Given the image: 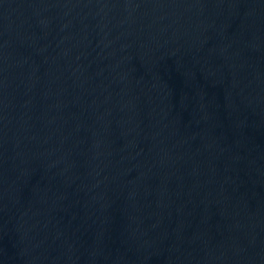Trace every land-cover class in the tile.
I'll return each mask as SVG.
<instances>
[{"label": "water", "instance_id": "obj_1", "mask_svg": "<svg viewBox=\"0 0 264 264\" xmlns=\"http://www.w3.org/2000/svg\"><path fill=\"white\" fill-rule=\"evenodd\" d=\"M0 264H264V0H0Z\"/></svg>", "mask_w": 264, "mask_h": 264}]
</instances>
